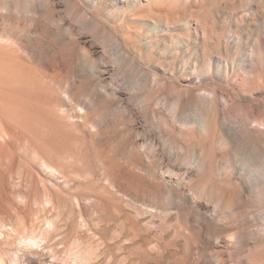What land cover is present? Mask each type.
Here are the masks:
<instances>
[{
	"label": "bare ground",
	"instance_id": "1",
	"mask_svg": "<svg viewBox=\"0 0 264 264\" xmlns=\"http://www.w3.org/2000/svg\"><path fill=\"white\" fill-rule=\"evenodd\" d=\"M7 139L125 264H264V0H0ZM64 211L0 264H49Z\"/></svg>",
	"mask_w": 264,
	"mask_h": 264
},
{
	"label": "rangeland",
	"instance_id": "2",
	"mask_svg": "<svg viewBox=\"0 0 264 264\" xmlns=\"http://www.w3.org/2000/svg\"><path fill=\"white\" fill-rule=\"evenodd\" d=\"M5 143L9 145L6 152L7 155L5 154V157L7 159L5 157H1L2 155H0L1 161L2 159H5L4 162H0V168H2L0 172L3 170L2 177L0 173V179L2 178V180L5 181L6 177H3V174L5 173V176H7V178H9V176H12V179L14 181L11 180V178L10 180L6 179L7 183L4 184V181H0V222L3 225L4 223H7V228H4L2 224V226L0 225L1 248H11L12 250L18 251V253L24 252L23 249H25L27 242L21 239H25L24 235L28 236L30 234L32 225L36 223L35 225H33V228H37V233L41 235L45 230L47 231L48 229H50L48 221L57 219V214L59 213V211L61 209H64V214L59 221L60 228L52 233V238L50 240H47L46 242V240L40 239L41 237H38L39 245H36V247H38V249L46 254L45 256L48 257L47 261L49 262V264L52 261H56L59 264H125L126 259L124 258L126 257L127 253H124V251L122 250L123 240L108 236L109 232L107 234V237L104 236V238L103 236L99 237L97 234L95 235L93 234V232L85 230L84 221L79 215L74 216L71 220H69L68 226L65 225L63 220L66 219L68 215L72 214L71 212L73 205H75L76 207L77 201L74 198L75 196L73 195V193H71L66 186L63 179L61 177L49 175L48 173H51L53 171L50 168L46 167L43 164V159H40L37 153L29 149L26 145L23 144L24 147L22 145L13 147L12 143L8 139L5 141ZM94 152L96 156H99L100 148L96 145H94ZM15 155L17 158L15 157L16 159L14 160ZM10 162H13L11 163V165L14 167V169H12L13 167L10 165ZM5 165L7 167H5ZM8 166L10 168H8ZM5 169L9 171L4 172ZM33 170L35 173L33 172ZM7 172H9V174ZM8 181L11 183H9ZM1 182L3 185L1 184ZM45 182L55 186L54 189L52 186L51 188H49V184L46 186ZM8 184L12 185L9 187ZM45 187L50 191L53 190L54 193L52 194L54 196H51V192L48 191V189L46 190ZM56 187H58L59 191ZM16 191H18V193ZM47 191L50 193L48 194ZM12 192H14L13 195L11 194ZM19 193L21 194V196ZM47 194L51 197H48ZM17 195L20 198H18ZM47 198L49 199L46 200ZM54 198L57 199V202H55ZM51 199L54 200L52 201ZM44 203L46 204L44 205ZM39 205L40 207H38ZM43 205L45 207L47 206L46 210ZM59 205H61V209L59 207L60 210L56 208ZM41 208L44 209L41 210ZM76 208L79 211V207L77 206ZM34 209L36 211H33ZM35 212L37 213L35 214ZM42 212L43 214H41ZM103 216L104 215L102 214V217ZM34 218L36 220H34ZM100 218L101 216H96L93 218V221L97 223L100 221ZM21 231L22 233H20ZM101 231L103 230H100V235H104L105 231H103L104 233ZM20 234L23 238L21 236L19 237ZM78 247L80 248V250ZM74 249L78 252H76ZM63 256L66 257V261L59 259V257ZM36 260H40V257H37Z\"/></svg>",
	"mask_w": 264,
	"mask_h": 264
}]
</instances>
